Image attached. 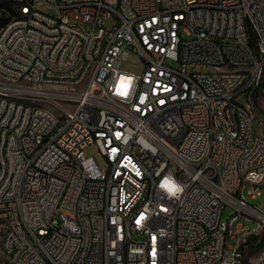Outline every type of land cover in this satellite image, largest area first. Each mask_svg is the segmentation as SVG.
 Returning <instances> with one entry per match:
<instances>
[{
    "label": "built area",
    "instance_id": "2783aa9c",
    "mask_svg": "<svg viewBox=\"0 0 264 264\" xmlns=\"http://www.w3.org/2000/svg\"><path fill=\"white\" fill-rule=\"evenodd\" d=\"M5 13L0 253L9 263L120 264L132 251L131 264H248L241 247L264 232V211L246 198L264 187V136L233 99L252 101L264 80V0H25L22 14ZM129 53L140 59L133 72L121 68ZM32 93L75 104L81 122L65 110L68 126L53 136L59 121L29 106ZM91 144L104 165L84 155ZM31 152L39 160L27 164ZM225 204L230 217L218 222ZM237 217L243 224L231 226Z\"/></svg>",
    "mask_w": 264,
    "mask_h": 264
},
{
    "label": "rangeland",
    "instance_id": "374dc122",
    "mask_svg": "<svg viewBox=\"0 0 264 264\" xmlns=\"http://www.w3.org/2000/svg\"><path fill=\"white\" fill-rule=\"evenodd\" d=\"M0 1H5V0H0ZM5 2H7L10 5V1H5ZM15 8H16V3H15L14 11H13L14 14H16ZM38 9L43 12H47L49 15L54 16L55 14L53 9H50L47 6H44L41 4L38 5ZM5 14L8 17V20H7L8 22L9 13H5ZM115 21L116 20L113 16H109L108 18L104 20L103 25L106 28H110L115 23ZM80 25L82 26L84 30L89 31L90 29L89 25L84 24V23H80ZM139 64H140V59L138 58V56L134 53H129L127 59L122 61L121 68L123 70L133 72V71H136V68L139 66ZM195 68L197 71H204L206 69L205 66L202 64H197ZM254 93H255V99L251 97L252 108L249 104V101H247L243 93H240L237 96H235L233 100L235 103L241 104V105H244L247 102V109H251V114L253 115V118L251 120V128L256 134H261L262 136H264V80H262V82L257 86V88L254 90ZM39 97L40 96L35 95V94H32V96H29V100H27L29 102V106L48 109V110H51L53 113H57L54 108L55 102H47V101L40 99ZM56 104L60 109H63L64 111L67 110V111L72 112L76 108L75 104H70L64 101H57ZM258 120H261L262 122V126H261L262 129H260L259 127ZM83 153L85 156L95 155L98 161L100 162V164L104 165V160L99 154L94 144L86 146L83 149ZM245 191H246V186L242 188V193L244 195H246ZM246 198L249 204H252L254 207H256L260 211H264V187H260L259 194L255 196L254 198H249L248 196H246ZM231 210L232 209L229 205L227 204L224 205L222 213H221V219L223 221H225V219L230 217ZM243 222L244 221L241 217H237L236 219L232 221L231 226H236L237 224H243ZM245 225L248 230H252L255 228V224L250 221L246 222ZM238 236H240V232L234 234V236L229 240V242L230 243L235 242ZM256 238H257L256 235L251 236V239H256ZM260 240L261 242L257 246L245 245L244 247H241L242 252L244 253V259H245L244 261L246 263L254 264L257 261L258 257L263 252L264 232L260 234ZM0 264H10L7 258L2 253H0Z\"/></svg>",
    "mask_w": 264,
    "mask_h": 264
},
{
    "label": "bare ground",
    "instance_id": "6f19581e",
    "mask_svg": "<svg viewBox=\"0 0 264 264\" xmlns=\"http://www.w3.org/2000/svg\"><path fill=\"white\" fill-rule=\"evenodd\" d=\"M5 1H10V0H5ZM15 3H16V8H15L16 14H22V12L24 11L25 0H14V7H15ZM14 7H13V11H14ZM7 23H9V21ZM136 54L145 55L144 45L136 46ZM217 57H223V49H217ZM193 91H194V79L186 78V92H193ZM32 94L40 96L39 98L44 101L55 102L54 108L57 113H53L51 110L48 109H43L39 107L36 108L44 112H50L54 114V118L56 121H59V124L52 125V134L53 136H60L61 133L64 131V128L68 126V118H65V111L57 106L56 102L58 100L50 99L46 95H41L40 93H32ZM32 94L29 96H32ZM1 98H2V90H0V99ZM5 100H13V93H5ZM249 104L252 108L251 101H249ZM160 110H169V103H160ZM71 121L81 122V115L79 114L78 110H74L71 112ZM87 136H94V128H87ZM38 160H39V152H31L27 156V164H34ZM218 222H224L221 219V214H218ZM120 236L124 240V248H133L134 235H132L129 231L128 219H121L120 221ZM30 240L38 241V233H30ZM0 249H3V232H0ZM131 261H132V251H123L122 260L120 264H131ZM41 262H43V264H50V262H48V255H41Z\"/></svg>",
    "mask_w": 264,
    "mask_h": 264
},
{
    "label": "trees",
    "instance_id": "16d2710c",
    "mask_svg": "<svg viewBox=\"0 0 264 264\" xmlns=\"http://www.w3.org/2000/svg\"><path fill=\"white\" fill-rule=\"evenodd\" d=\"M0 7L1 9H4V10H0V28H2L7 23V20H8V17L5 14V10H8L10 13H13V10L10 9V5L5 1H0ZM252 97L253 99H255L254 91H253Z\"/></svg>",
    "mask_w": 264,
    "mask_h": 264
}]
</instances>
